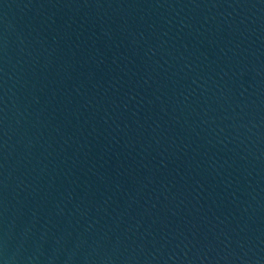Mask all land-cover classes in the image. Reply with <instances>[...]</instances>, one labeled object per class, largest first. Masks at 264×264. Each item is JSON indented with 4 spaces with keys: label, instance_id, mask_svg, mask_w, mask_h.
<instances>
[{
    "label": "water",
    "instance_id": "95a60500",
    "mask_svg": "<svg viewBox=\"0 0 264 264\" xmlns=\"http://www.w3.org/2000/svg\"><path fill=\"white\" fill-rule=\"evenodd\" d=\"M0 264H264V0H0Z\"/></svg>",
    "mask_w": 264,
    "mask_h": 264
}]
</instances>
